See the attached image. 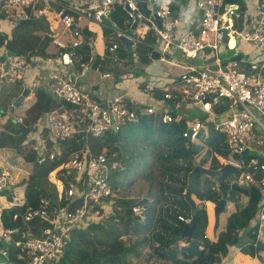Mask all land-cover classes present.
I'll return each mask as SVG.
<instances>
[{
	"label": "built area",
	"instance_id": "obj_1",
	"mask_svg": "<svg viewBox=\"0 0 264 264\" xmlns=\"http://www.w3.org/2000/svg\"><path fill=\"white\" fill-rule=\"evenodd\" d=\"M191 1L195 14L198 13L195 27H187L181 31L177 29L172 0H145L149 9L147 16L140 11L138 0H0V24L10 16L16 21L20 18L39 16L53 7L52 11L57 19L65 27L72 28L80 17L101 23L106 10L112 4H120L129 18V23L134 18L137 19L135 29L137 35L146 31L155 34L156 43L160 44L158 49L160 60H166L165 52L169 50L170 45L186 59L199 58L204 52L213 57L215 70L207 66L197 68L190 65L185 67L186 71L180 73V82L190 100L208 116L213 115L212 108L222 97H230L231 103L225 115L217 118L213 126L223 133L229 153L240 151L242 148L238 144L246 146L249 150L251 142L262 143L261 136L253 133L252 128L257 126L264 133V76L221 68L219 49L221 45L226 46L231 37L237 40L239 45L250 42L264 45V0H258L255 16L250 23L248 16L243 12L242 19H248V23H244L238 29L233 27V18L239 15L234 6L220 8V0ZM153 3H156L155 8L152 7ZM176 11L178 12L177 8ZM71 33L79 36L76 31ZM129 37L133 42L136 41V35ZM79 43L80 41L75 39L70 42V47H76ZM114 47L115 43L111 44L109 49ZM67 54L69 64L73 62V54L71 50ZM25 64L22 55L6 56L0 66V77L17 78ZM48 80L50 92L57 104L42 113L41 125L46 128L47 136L52 141L68 139L79 129L90 136H99L107 129H111L112 124L113 130H117L126 122H134L137 118V113L129 106L132 103L123 95H113L105 100L92 99L73 82L60 77L56 72L51 73ZM163 97H170V92L165 91ZM153 110L151 107L143 109L149 113ZM160 119L167 122L173 118L164 112ZM16 120L20 122L21 118ZM77 120L80 124L74 125ZM201 124L198 119L191 121L182 130V136L191 141L196 137ZM57 153L58 151L49 152L46 155L51 159ZM46 155L40 149L37 162L43 161ZM260 155L263 159L259 166H256L254 156L246 160L233 161L240 171L252 168L260 176L257 181L248 171L237 176L240 182L247 181L250 184L253 181L257 182L261 193L251 225L254 227L255 238L250 243L254 250L258 249L256 242H260L261 249H264V155ZM229 159L227 154L226 160ZM64 168L72 174L65 189L66 195H74L73 198H77L79 203L72 209L60 207L49 212L45 207L46 200H42L38 208L28 209L22 213L23 221L36 216L44 225L34 234L28 231L21 232L24 240L17 254L21 264H56L70 241L74 228L85 226L89 220L106 218L111 213L113 191L108 178L121 168L115 153L104 149L91 152L83 147L65 160ZM6 184L7 175L0 170V190L6 187ZM133 211H138V208L134 207ZM0 226V256L5 259L6 250L1 244L8 241L18 230L1 224Z\"/></svg>",
	"mask_w": 264,
	"mask_h": 264
},
{
	"label": "trees",
	"instance_id": "obj_2",
	"mask_svg": "<svg viewBox=\"0 0 264 264\" xmlns=\"http://www.w3.org/2000/svg\"><path fill=\"white\" fill-rule=\"evenodd\" d=\"M176 2H172V11L175 16L178 15ZM243 10L244 5L242 4L240 5L239 15L233 22V27L236 29L241 28L244 23H248V19H242ZM107 14L108 20L116 28L120 30L128 29V16L120 5L112 4ZM53 16L57 19L54 13ZM43 19L45 17L39 15L37 20L33 19L30 22L18 23L16 21L8 32L9 38L5 32L0 31V46H3L5 50H9L14 54L24 56L29 62L31 61V57L49 59L50 57L62 56L69 49L68 44L62 47L52 42L54 34L48 29L47 22L49 20H44L45 22H43ZM59 23L63 25L61 21ZM110 23L108 24L105 21L101 23L105 27L102 32L103 35L106 31L105 29L111 27ZM79 27L81 28L79 30L77 28V31L80 32L78 34L81 36L83 43L76 47H70L74 61L72 64L80 66L82 63L88 62L90 66L106 70L105 72L109 71L114 77L118 78L121 74H125L126 76L141 75L143 73V66L150 62V52L156 42L155 34L150 31L136 37L133 48L117 39L116 48L109 50V46L103 43L104 50L102 53L90 54L88 41L91 36H94V33L85 26ZM71 37L75 38L76 35H71ZM133 53L137 61L134 60ZM135 62L138 63L136 68ZM260 62H256L255 65L243 63L242 67L251 74L264 76V68H259ZM236 63L240 64L242 62L240 60L234 62V67ZM129 71L133 72L129 73ZM179 77L180 74L178 76V80L180 81ZM154 92L156 91L153 90L152 93ZM165 100L169 106L167 112L171 115L175 114L176 110L173 108V104L176 101L175 96L166 98ZM45 101H48L47 107H49L50 96L43 92L41 88L35 89L34 100L26 108L27 113L31 114L34 110L35 114L30 116L25 113L20 122L7 121L3 126L18 132L22 123L29 124L42 115ZM227 102L229 101L226 99L225 102L215 106L213 109L220 112L227 108ZM129 106L135 110L137 118L134 122H126L124 126L130 128L127 130L130 133H132L131 131L139 132V137H142V140L136 134H132L130 140L118 136L117 133L124 126L117 130L107 129L99 136H84L80 140L84 147L91 152L104 149L107 152L115 153L116 158L122 165L121 170L114 172L108 178L112 180L113 187L117 190L116 193L118 194L112 205L113 213H110L106 218L100 217L97 220H89L83 227L74 228L71 231L70 241L56 264H111L112 259L109 256L103 261L101 258L99 259V255L114 248L122 249L123 253L132 252V254L138 255L140 248L147 243L145 232L150 229L155 216L158 198L150 190L142 198L134 197L132 187L136 186L135 180L140 179L141 176H154L152 172L153 161H161L164 164L170 165L184 176L186 175L187 184V174L193 167L192 160H196L200 165L211 169L221 165L217 153H224L226 146L223 143L222 135L212 128V122L206 120L205 115L199 116L198 119L204 123L206 131L200 130L197 137L191 143H187L181 136V131L185 127L184 119L180 118L177 121L162 122L160 119V116L163 114L162 112L155 111L149 113L140 111L142 106L136 103H132ZM192 114L190 110L189 117ZM78 124H80L79 121L74 123V125ZM13 125L18 126V128H14ZM45 133L46 128L41 126L39 134L43 136ZM21 137V135L17 137L16 142H19L18 144H20ZM66 140H62L60 145L63 146ZM35 155V150L32 149L27 154V159H33L36 162ZM43 161L37 163L33 173L25 179L22 203L0 210V224L4 227L17 228L18 230V232H14L10 236L8 241L1 244L6 250V259L1 262L2 264H21V261L17 258L19 246L24 240L21 232L28 231L34 234L38 231L39 227L44 225L36 216L23 221L22 213L28 209L38 208L42 200H46L45 207L49 212L57 210L60 207L72 209L79 203L77 198H73L74 195L67 196L65 192V189L68 187V180L72 175L70 171L64 168L65 155L58 154L51 159L48 158V160ZM52 170L61 172V175L57 176L61 187V193L58 197L55 193L52 197L49 194L50 191H54L55 186L46 187L38 182L37 179L46 177L44 175H47ZM252 176H259V174L253 172ZM145 179L151 181V177H146ZM193 180L191 193L195 198L202 202L210 201L212 204L219 199V194L215 190V184L212 180L204 176H194ZM153 183L154 180L153 182H147L146 185L148 184V188H151ZM118 186L123 187L118 189ZM186 187L185 184L184 188ZM247 187V200L243 203L241 196L236 195L234 192H229L227 201H231L233 207L225 214L223 219L224 224L222 223L223 227L216 231L214 238L205 235L208 217L205 207L200 205L196 207L198 222L189 238L175 241L173 233H171L166 238L157 239V245L160 246V250L156 252L160 260L157 264H208L218 261L226 253L229 245L236 244L238 232L248 225L255 213L259 191L252 184H248ZM5 188L1 189L0 193H6ZM6 197L8 200H12L10 193H6ZM131 206L143 207L141 221L140 217L131 221L120 218V216H131ZM182 223L180 222L179 224V231ZM130 234L135 235L136 239L130 243L129 248H126L123 244L124 236ZM247 236L250 239L254 238V234L250 230L247 231ZM182 241H190L192 245L190 246L187 243L182 244ZM251 246L249 242L246 245H242L240 249L244 253L252 255L254 249L252 248V250ZM172 247L176 250L174 255L170 256L168 251ZM164 249H167L166 252H163ZM123 264L128 263L125 262ZM148 264L154 263L150 262Z\"/></svg>",
	"mask_w": 264,
	"mask_h": 264
},
{
	"label": "crops",
	"instance_id": "obj_3",
	"mask_svg": "<svg viewBox=\"0 0 264 264\" xmlns=\"http://www.w3.org/2000/svg\"><path fill=\"white\" fill-rule=\"evenodd\" d=\"M176 2V7L178 9V15L175 16L176 18V24L177 29L179 31L185 29V28H194L195 22L198 17V13L195 14V8L193 6V2L190 0H174ZM257 3L258 0H220V8H225L227 5L234 6V9L236 8V12L239 13L240 5H244L243 12L248 16L249 23L253 20L255 16V12L257 10ZM222 6V7H221ZM53 10V7L50 9L45 10L41 15L47 18L51 11ZM242 12V14H243ZM53 15V14H52ZM36 18V16L32 17ZM237 17L233 18V22ZM18 20V19H17ZM16 20V21H17ZM49 20V18H47ZM16 21L11 22L10 20L4 19L1 21L0 24V31L4 30V27L12 28V26L15 24ZM93 24H92V23ZM48 24V22H47ZM96 24L101 25V23H97L95 21H90L88 18L80 17L76 20L74 26L72 28H67L64 25H62L65 29L68 30L69 35L71 31H77L81 28L79 26H85L88 30H91L94 33V36L97 35V30L99 35L102 39H104L102 25L97 26ZM111 27L115 29V37L113 39L116 40V42L119 40V35H124L129 38V36L137 35L135 29H130L128 27L127 30H116V27L113 23H110ZM49 26V25H48ZM130 26V24H129ZM3 29V30H2ZM4 32V31H3ZM9 32V31H7ZM80 33V32H78ZM64 33H59L58 36H54L53 42L57 45L64 46L69 44L68 42L64 41L63 36ZM73 35V34H71ZM70 35V37H71ZM93 36H91L92 38ZM72 38V37H71ZM90 38V39H91ZM75 39L81 40L79 36H76ZM72 38V41L75 40ZM118 39V40H117ZM104 41V40H103ZM121 41V40H120ZM122 42V41H121ZM127 43V42H124ZM131 48H133V44H129ZM264 45L261 46H255L254 42L245 43L243 45H239L237 43V40H235L233 37L229 39V42L227 43L226 47L228 49L233 50L232 52L227 54H220V58L225 61V64H231L236 61H241L242 63L237 64L236 66H232L234 70H240L244 71L246 73L251 74L250 72L243 69L242 64L243 63H249L250 65H255L256 62H260L259 68H264V53H262V48ZM104 45H102V49H97L95 45H92V50L90 47V53H102ZM154 50L158 51L160 44L157 42L154 45ZM261 49V51H260ZM5 51L3 47H0V56ZM264 52V50H263ZM239 54L240 57L238 59H230L231 57ZM134 56V53H133ZM166 60L162 59H152L150 58V62L143 66V73L138 76H126L125 74H121L118 78L114 77L111 72L106 70H101L99 68H95L89 65V63H83V65L77 66L75 64H72L73 62L67 64L66 62H63L62 56L58 57H50L49 59H42L39 57H33L32 61L29 63H26L20 72V76L15 78V81H17L16 84H18L20 87L18 89V92L13 95H7L3 94L0 95V106H3V103H5V107H3L0 111V170L4 171L7 175V184H6V193L11 194L12 200H8L6 197V193H0V210L2 208L11 207L13 205H20L23 200V189H24V181L23 179H18V177H22L24 179L31 174L30 165L29 162L34 164L35 162L33 159L28 160L27 154L30 153L32 149L35 150V160H37L39 150H46L47 153L52 152L50 151V147L52 145L57 146L59 149L61 155H72L75 153V149L78 147V143L81 144V148L84 147L82 142H76L73 138H69L66 140L65 144L63 146L60 145L61 141H52L48 138L47 133L40 135L39 131L41 130V118L42 115H40L37 119H33L34 121H31L29 124H21V128L18 132H15L14 130H10L8 127H4L3 124H5L7 121L16 122L17 118H21L26 113L27 115L33 116L35 114V111L33 110L31 114L26 112V108L33 102L34 100V90L31 88L32 85L38 84V86L48 94L51 98L49 107L56 105V101L54 100L53 96L51 95L50 88H49V76L51 73L56 72L58 75H60L62 78L69 79L71 82H73L79 90L86 92L88 97L92 99H101L105 100L106 98L113 96V95H123L127 100H129L131 103H136L143 108L145 107H151L156 112H166L169 109V106L165 99H163V96L160 92L156 91L152 86L155 88H166L167 91L171 92L173 95H177L176 101L173 104V108L176 110V113L173 114V118L175 121L181 119H184L185 122L193 120L198 118L199 116L205 115L206 120L216 121L217 118L225 115L226 110L228 109L229 104L231 103L229 98H222L219 103L215 104L213 108L217 105L222 104L226 101V99L229 101L227 102V108L223 109L222 111H215L213 108V115L208 116L207 114H203L199 108L193 104L189 99L184 98L180 94V90L182 89V84L178 80L179 74L184 71L186 68L190 65L197 68H206L207 64L203 63L208 57H210V54L208 52H204L199 58H196L194 60L186 59L181 56V54L176 50V48L173 47V45L169 46V50L167 51L165 55ZM134 60L137 61V59L134 56ZM3 60L0 61V66L2 64ZM138 66V63L135 62V68ZM254 75V74H253ZM263 77V75H260ZM4 77H0L3 79ZM27 88V89H26ZM23 89L28 90L27 93L21 94ZM156 91L152 93V91ZM166 91V90H165ZM175 91L177 93L175 94ZM21 95L20 99L18 100V104L15 106H12L16 100V98ZM8 96V97H7ZM192 107H195L197 109L196 113H194V117H189V111H192ZM178 110V111H177ZM193 113V112H192ZM14 128H18V126L13 125ZM81 129L75 130L80 132ZM252 132L259 134L260 136L264 133L257 127L252 128ZM18 135H21V141L20 144L16 142ZM262 138V137H261ZM46 139V141H44ZM25 143V144H24ZM22 145V146H20ZM24 145V146H23ZM18 147H23V152L20 154L18 153ZM252 148L254 153L256 155L261 156L260 154L264 155V138H262V143L254 144L251 142L249 144V149ZM79 150V151H80ZM221 153V152H220ZM224 155V153H221ZM253 154H250L253 156ZM225 156V155H224ZM262 157V156H261ZM219 158V157H218ZM263 158V157H262ZM66 160V158H65ZM220 160V159H219ZM38 163V162H37ZM221 165L224 163L220 161ZM37 165V164H36ZM247 170H250L251 173H253L255 170L252 168H247ZM27 175V176H26ZM61 172H57V170H52L47 173V175H44L46 177L43 178H37L38 182H43L42 185H45L46 187L49 186H55V183L60 181L59 179H56L55 176H60ZM231 175V174H230ZM232 176V175H231ZM254 180L260 179V176H252ZM9 178H12L14 182H16V186L11 187V183L9 182ZM228 181V178H227ZM13 186V185H12ZM252 186H256L257 190L259 191V197L261 195L259 186L257 185V182L253 181ZM56 187V186H55ZM262 189V188H261ZM58 197V196H57ZM243 198V197H242ZM259 199V198H258ZM258 201V200H257ZM244 201L242 200V203ZM203 203L208 204L206 210V215L208 217V223L209 225L208 229H205V235H207L210 238H214L216 231L223 227L222 222L220 221V214L225 217V214H227L231 209L230 204H233L231 201H226L225 205V211L219 214V220H218V226L215 229V233L212 232V223H213V216H212V202L210 201H204ZM257 204V202H256ZM211 207V211H210ZM257 207V205H256ZM17 209V207H15ZM211 216V221H210ZM254 218V214L252 218L250 219L248 225L241 229L239 232L243 231L242 237L245 235L247 239L240 240L237 244H231L227 247L226 253L220 257L218 261H215L217 264H234V262L239 259L238 253H244L240 247L242 245H246L249 242L253 241V239L248 238L247 231H251L253 234L254 227L252 225V219ZM1 227V226H0ZM210 231L209 233L207 231ZM238 232V233H239ZM252 249V246H251ZM259 249V248H258ZM253 250V249H252ZM263 253L262 260H259L254 256V258L257 260L259 264H264V250L261 249ZM254 253V251H252ZM232 257H230V255ZM246 254L244 253L242 257L246 258ZM4 260V258L2 257Z\"/></svg>",
	"mask_w": 264,
	"mask_h": 264
},
{
	"label": "rangeland",
	"instance_id": "obj_4",
	"mask_svg": "<svg viewBox=\"0 0 264 264\" xmlns=\"http://www.w3.org/2000/svg\"><path fill=\"white\" fill-rule=\"evenodd\" d=\"M52 14L53 13H50V15L47 16V18H49V22H48L49 31H52L54 36H58L59 33H64L65 35L61 39L70 43L72 41V38L70 37L68 30L65 29L59 23V21L54 18V16ZM47 18L43 19L42 21L43 22H45L44 20L47 21ZM7 20H10L11 22L15 21L12 16L8 17ZM97 26H101V25L96 24V27ZM104 28L105 27H103L102 30H104ZM10 30H11V28H9L7 26L4 27V30H3L7 34L8 38H9V35H8L7 31H10ZM96 30H97V35L93 36L88 41V45L91 47V50H92V45L93 46L95 45V47L97 49H102L103 43L107 46H111V44L116 42V40L113 39L115 37V29L114 28L108 27L107 29H105L106 31L104 32V39H102L101 36L99 35V33H98L99 29H96ZM3 31H1V32H3ZM52 42H53V40H52ZM255 46L256 47L261 46V44L255 43ZM0 47H3V46H0ZM263 50H264V46L262 48V53H264ZM232 51L233 50L228 49L225 45L224 46L221 45V47L219 49V53H222V54H227V53L230 54V52H232ZM260 51H261V49H260ZM26 61H27V63L29 62V60H26ZM131 72H133V71H129V73H131ZM16 83H17V81H15V78L4 77L3 79H1V81H0V95H3V94L13 95V94L17 93L20 86ZM31 88L33 90L40 89L38 84L32 85ZM165 90H167V87L165 88ZM158 92H161V91H158ZM51 95L53 96L52 93H51ZM0 100H1V97H0ZM17 104L18 103L13 104L12 106H15ZM3 107H5V103H3V106H0V111ZM143 109L144 108L141 107L140 111H143ZM196 111H197V109L195 107H192L193 114L190 116V118L194 117V113H196ZM129 129L130 128L128 126H124L117 133V135L121 136L122 138H125L127 140L131 139L132 134L133 135L136 134L139 137V135H140L139 132L131 131L132 133H130L127 131ZM84 136H89V134H87L83 131H80V132L74 131L73 134L69 138L74 137L76 139V141L80 142V140ZM261 137L264 138L263 135H261ZM139 138L142 140V137H139ZM20 146H22V145H20ZM80 147H81V144L78 143V147L74 151L77 153L80 150ZM23 150H24L23 147H18V153L21 154L23 152ZM49 150L52 151L53 153H56L58 151L57 155L61 154L59 149L55 145H52ZM43 153H44V155H46L47 149L43 150ZM253 153H254L253 149L250 148L249 155L253 154ZM217 155H218L220 161H222V162L226 161V157L223 154L218 152ZM70 156L71 155H65V158L67 159ZM44 160L45 161L48 160L47 155L44 156ZM42 162H44V161H42ZM28 164L30 165V170H31V174H32L34 171V164L31 162H29ZM152 172H153L154 176H141L140 179L135 180L136 186L132 187L134 197H138V198L141 197L142 198V197L146 196L148 190H150V192L158 198V204L156 206L157 208H156L155 216H154L153 221L151 223L150 229L147 232H145L147 243L144 244L140 248L138 255H134V254H132V252H126V253L124 252L123 253L122 249L120 250L118 248H114L108 252H102L99 255V259L101 258L104 261V260H106L107 256H109L112 259L111 264H123L125 262H127L128 264H148L150 262L157 264V262L160 261L159 258L157 257V253H156L157 251L160 250V248H159L160 246L157 245V239L163 238V237L166 238L171 233L177 234L179 231L178 227H179L180 222H186L189 220V218H190L189 204L183 198V192L185 190V188H184L185 184L187 186L186 175L184 176L183 174L177 172L170 165L164 164L161 161H158V162L153 161ZM146 177H151V181L146 180L145 179ZM200 177H202V176H200ZM55 178L57 179V176H55ZM18 179L25 180L22 177H18ZM153 180H154V183H153L152 187L148 188V184L146 185V183L147 182H153ZM228 180L231 182H235L239 186H243V184H244L243 182H240L238 180V178H236L234 176H230L228 178ZM8 181L12 182L11 187L16 186V182H14V180H12V178H9ZM40 183H43V182H40ZM55 186L56 187H55L54 191L49 192L51 197L54 193L56 194V196H59L61 193L60 181L55 183ZM122 187L123 186H118V189H120ZM137 191H139V192H137ZM233 192L236 195H239L242 197L241 193H239L237 191H233ZM191 198L195 202L196 207L202 205L203 207L207 208L208 204L203 203L202 201L198 200L197 198H195L193 196V194H191ZM232 207H233L232 204H230L229 208L231 209ZM210 211H211V207H210ZM141 216L142 215H140V221L142 220ZM209 219L211 221V216ZM223 219H224V216L220 214V221L222 223H223ZM208 227H209V225L206 226V229H208ZM207 232L209 233L210 231L208 230ZM242 235H243V231L239 232L237 234L236 244L239 243V241L241 239L242 240L247 239V237H245V235L243 237H242ZM135 239H136L135 235H132V234L124 236V242H123L124 246L126 248H129L130 243ZM184 243H187L190 246L192 245V243L190 241H182V244H184ZM166 250L167 249H164L163 252H166ZM175 250L176 249L174 247H172L171 249H169L168 254L170 256H173ZM253 251H254V253L252 255L250 253H247L246 258L242 257L244 253H238L239 259H237L234 262V264H259L257 262V260L254 258V256H256L257 259L262 260V258H263V253L261 252L262 250L256 249ZM232 255L233 254H231L230 257H232ZM3 261L4 260L0 256V264H2L1 262H3Z\"/></svg>",
	"mask_w": 264,
	"mask_h": 264
},
{
	"label": "water",
	"instance_id": "obj_5",
	"mask_svg": "<svg viewBox=\"0 0 264 264\" xmlns=\"http://www.w3.org/2000/svg\"><path fill=\"white\" fill-rule=\"evenodd\" d=\"M139 1H140V3H139L140 11L145 16H147L149 14V9L146 8L144 0H139ZM152 6L155 8L156 3H153ZM235 11H236V8H235ZM152 17H153V14H152ZM33 19L37 20L38 17H36V18H20L18 20V23L30 22ZM102 20L105 21L106 23H109V21L104 16L102 17ZM136 24H137V19L134 18L133 21L131 22L129 28L135 29ZM156 24H157V26H159V23L157 20H156ZM119 40H121L122 42H127L129 44H132V40L130 38H128L127 36H124V35H119ZM82 43H83V41H81L78 45H80ZM12 54L13 53L11 51L5 50L0 56V61L4 60L6 58V56H10ZM159 57H160V54L158 51H156V50L151 51L150 58L158 59ZM239 57H240V55L237 54V55L231 57L230 59L231 60L232 59H238ZM62 60H63V62H66V60H67V53L66 52H64L62 54ZM212 61H213V57L210 56L203 63H209L208 68L216 69V66L214 64H212ZM225 63H226L225 61H222L220 63V66L223 67L225 65ZM26 89H23V91L21 92L22 95L27 92ZM20 97H21V95H19L16 98L14 104H16L18 102ZM47 106H48V101H45V104L43 107V112H45L47 110ZM111 129L113 130V124L111 125ZM238 145L242 148V150L239 152L234 151L231 153V158L234 160H238L240 157L248 155V149L245 146H241V144H238ZM253 156L257 160L256 166H259V164L262 162V157L259 155H256V154H253ZM192 163H193V167H192L191 171L187 174L188 184H187V187L183 193L185 201L189 204L190 218L188 221L182 223L180 232L178 234L173 235L174 240H179V239L184 238V237L189 238L191 236L192 230L194 229L195 225L198 222V215L196 213L195 202L191 198V189H192V186L194 183V180H193L194 176H204V177H207L208 179L212 180L215 184V190L219 194V199L212 206V216H213L212 232H213V234L215 233V229L218 226L219 214L225 211V205H226V201H227L229 192L237 191V192L242 194V196H243L242 200L243 201L247 200L248 189H247V182L246 181H244L243 186H239L235 182L227 181V178L229 177L230 174L234 177H237L238 173H239V170L232 163L224 162L222 165H220L219 167L214 168V169L204 167V166L198 164V162L196 160H192ZM36 164L37 163L35 162V167H36ZM120 218H124L126 220L131 221L132 219H137L138 216H133V217L120 216ZM256 245L259 249L262 248V244L260 242H256Z\"/></svg>",
	"mask_w": 264,
	"mask_h": 264
},
{
	"label": "clouds",
	"instance_id": "obj_6",
	"mask_svg": "<svg viewBox=\"0 0 264 264\" xmlns=\"http://www.w3.org/2000/svg\"><path fill=\"white\" fill-rule=\"evenodd\" d=\"M139 1V0H138ZM174 0H172V2H173ZM144 2H145V0H144ZM139 3H140V1H139ZM118 5H120V4H118ZM121 6V5H120ZM145 6H146V3H145ZM153 7V6H152ZM147 8V7H146ZM139 9H140V6H139ZM124 10V9H123ZM107 11L108 10H106V14H104V17L108 20V14H107ZM125 11V10H124ZM36 17H38V16H36ZM29 18H32V17H29ZM128 18V17H127ZM19 20V19H18ZM17 20V21H18ZM109 21V20H108ZM104 21L102 20V22L101 23H103ZM128 22H129V18H128ZM109 23H110V21H109ZM108 23V24H109ZM129 24H131V22L129 23ZM136 26H137V24H136ZM135 29H136V27H135ZM116 30H118L117 28H116ZM147 32V31H146ZM145 33V32H144ZM143 33V34H144ZM140 35H142V34H139V35H136V37H139ZM80 38H81V36H80ZM130 38V37H129ZM131 39V38H130ZM132 40V39H131ZM82 41V39L80 40V42ZM116 44H117V42H115ZM156 43V42H155ZM116 44H115V47L114 48H116ZM132 44L134 45L135 44V42H133L132 41ZM155 45V44H154ZM58 46H60V45H58ZM68 46H69V49L67 50V51H65L66 53L70 50V43L68 44ZM109 48H110V46H109ZM113 48V49H114ZM154 46L152 47V49H151V51L152 50H154ZM110 50V49H109ZM112 50V49H111ZM159 52V51H158ZM151 53V52H150ZM165 53H167V52H165ZM14 54V53H13ZM160 54V53H159ZM221 54V53H220ZM166 55V54H165ZM67 56H68V54H67ZM32 59H33V57H31L30 58V60L32 61ZM159 59H160V57H159ZM26 61V60H25ZM223 60L220 58V60H219V62L221 63ZM26 63H27V61H26ZM29 63V62H28ZM66 63H67V60H66ZM88 63V62H87ZM220 63H219V66H220ZM207 64V68H208V65H209V63H206ZM212 64H214L215 66H216V64L212 61ZM82 65V64H81ZM234 65V63H231V64H225L223 67L222 66H220L221 68H224V69H226V68H229V69H233L232 68V66ZM210 69V68H209ZM211 70H215V69H211ZM108 73V72H107ZM152 88H154L156 91H161L160 93H161V95L163 96V93L165 92V88H155L154 86H152ZM167 91V90H166ZM185 91V88L183 87V85H182V89L180 90V94L184 97V98H187V99H189L190 100V98H189V96H188V94L187 93H185L184 92ZM167 92H169V91H167ZM177 93V91H175V94ZM175 96V98L177 97V95H173L171 92H170V97H174ZM170 97H167V98H170ZM222 98H227V97H222ZM221 98V99H222ZM229 99H231L230 97H228ZM163 99H166V98H164L163 97ZM220 99V100H221ZM191 101V100H190ZM192 102V101H191ZM193 103V102H192ZM194 104V103H193ZM196 105V104H195ZM197 106V105H196ZM198 107V106H197ZM49 107H47V109H48ZM200 110V109H199ZM152 112H155V110H153ZM167 112V111H166ZM164 113V112H163ZM168 113V112H167ZM203 113V112H202ZM169 114V113H168ZM203 114H205V113H203ZM171 115V114H170ZM172 116V115H171ZM161 117V116H160ZM172 118H173V116H172ZM196 119H198V118H196ZM196 119H193V120H190V121H187V122H185V127L183 128V129H185L186 128V126H188L189 125V123L191 122V121H194V120H196ZM174 120V118L172 119V120H169V121H173ZM199 121H201L200 119H198ZM169 121H167V122H169ZM175 121V120H174ZM208 121H211V120H208ZM212 122V128L214 129V130H216L217 132H219L221 135H222V138H223V143H225L224 142V135H223V133L222 132H220V131H218L217 129H215L214 128V126H213V122L214 121H211ZM202 123V122H201ZM182 129V130H183ZM112 130V129H111ZM200 130H202V131H206V127H205V125H204V123H202L201 124V126H200V128H199V130H198V132L200 131ZM198 132H197V135H198ZM181 133H182V131H181ZM197 135H196V137H197ZM181 136H182V134H181ZM183 137V136H182ZM195 137V138H196ZM184 138V137H183ZM194 138V139H195ZM185 139V141L187 142V143H191L194 139H192L191 141H189V140H187L186 138H184ZM225 146H226V144H225ZM241 146H243L242 144H241ZM246 147V146H245ZM247 148V147H246ZM248 149V148H247ZM242 150V149H241ZM240 150V151H241ZM250 150V149H249ZM249 150H248V155L247 156H243V157H240L238 160H234V159H232L231 158V153L232 152H234V151H232L231 153H229V151H228V149H227V147H226V149H225V152H224V155H225V157H226V159H227V154H229V157H230V159L229 160H226L225 162H230V163H232L234 166H235V162L236 161H239L240 159H243V160H246V159H248L249 157H250V155H249ZM236 152H239V151H236ZM252 156V155H251ZM255 158V157H254ZM256 159V158H255ZM263 159V158H262ZM233 161H235L234 163H233ZM257 161V160H256ZM36 163H37V160H36ZM199 164V163H198ZM219 167V166H218ZM236 167V166H235ZM121 168H122V165H121ZM121 168L120 169H118L117 171H119V170H121ZM237 168V167H236ZM238 169V168H237ZM239 170V169H238ZM116 171V172H117ZM244 171H246V170H243V169H241V171L239 170V173H238V176L242 173V172H244ZM248 172H251L250 170H247ZM255 172V171H254ZM257 173V172H256ZM231 175H229V177H230ZM111 177V176H110ZM228 177V178H229ZM207 178V177H206ZM237 178V177H236ZM109 181H110V184H111V187H112V191H113V196H112V198H113V201H112V203H111V206H110V208H111V213H113V211H112V205H113V203L115 202V199L117 198V190L116 189H114V187H113V183H112V180H110L109 179ZM229 181V180H228ZM247 182V181H246ZM244 183V182H243ZM248 184H250V183H248L247 182V185ZM186 189V188H185ZM247 189H248V187H247ZM185 191V190H184ZM184 193V192H183ZM192 194V193H191ZM243 197V196H242ZM134 207H136V208H138V211H133V208ZM130 210H131V216H129V217H133V216H138V218L140 217V215H142V213H143V207L142 206H131V208H130ZM123 217H125V216H123ZM137 218V219H138ZM180 229H181V227H180ZM193 231V230H192ZM180 232V231H179ZM178 232V233H179ZM177 233V234H178ZM192 233V232H191ZM174 235V234H173ZM184 238H187V237H184ZM182 239V238H181ZM180 240V239H179ZM175 241H178V240H175ZM6 259V258H5Z\"/></svg>",
	"mask_w": 264,
	"mask_h": 264
}]
</instances>
